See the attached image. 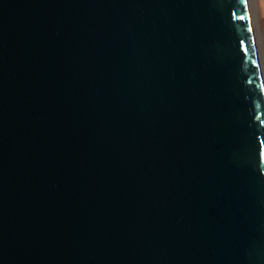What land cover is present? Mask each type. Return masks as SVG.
<instances>
[{
  "label": "water",
  "instance_id": "95a60500",
  "mask_svg": "<svg viewBox=\"0 0 264 264\" xmlns=\"http://www.w3.org/2000/svg\"><path fill=\"white\" fill-rule=\"evenodd\" d=\"M0 264H264L249 0H0Z\"/></svg>",
  "mask_w": 264,
  "mask_h": 264
},
{
  "label": "rangeland",
  "instance_id": "374dc122",
  "mask_svg": "<svg viewBox=\"0 0 264 264\" xmlns=\"http://www.w3.org/2000/svg\"><path fill=\"white\" fill-rule=\"evenodd\" d=\"M254 27L256 31L257 44L260 51L261 64L264 73V19L260 15L257 0H249Z\"/></svg>",
  "mask_w": 264,
  "mask_h": 264
},
{
  "label": "snow or ice",
  "instance_id": "6c2138e0",
  "mask_svg": "<svg viewBox=\"0 0 264 264\" xmlns=\"http://www.w3.org/2000/svg\"><path fill=\"white\" fill-rule=\"evenodd\" d=\"M243 2H244V0H242V3H243ZM244 11H245V12L247 11L246 6H245V8H244ZM239 19H240V20H245V16H244V15H241V16L239 17ZM246 26H247V28H248V32H249V34L251 35L253 29H252V26H251V18H250V17H248L247 25H246ZM251 43H252V45H253V47H254V46H255V39H254V37L252 38ZM242 46L244 47L245 51L247 52V50H248V46H247V45H242Z\"/></svg>",
  "mask_w": 264,
  "mask_h": 264
},
{
  "label": "crops",
  "instance_id": "0c3cea01",
  "mask_svg": "<svg viewBox=\"0 0 264 264\" xmlns=\"http://www.w3.org/2000/svg\"><path fill=\"white\" fill-rule=\"evenodd\" d=\"M257 6L261 17L264 19V0H257Z\"/></svg>",
  "mask_w": 264,
  "mask_h": 264
}]
</instances>
